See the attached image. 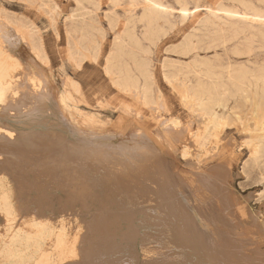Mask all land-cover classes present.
Returning <instances> with one entry per match:
<instances>
[{"label": "rangeland", "instance_id": "374dc122", "mask_svg": "<svg viewBox=\"0 0 264 264\" xmlns=\"http://www.w3.org/2000/svg\"><path fill=\"white\" fill-rule=\"evenodd\" d=\"M165 1L178 7V0ZM188 1L191 8L264 14V0ZM102 8L100 14L106 5ZM26 9L39 17L30 21L43 51L10 20ZM0 11V38L10 39L5 51L18 62L17 80L0 100V127L26 145L3 151L15 166L8 170L14 216L10 220L0 211V264H264V153L253 156L255 142L264 138V111L254 113L258 100L235 102L237 114L225 128H214L185 98L190 84L173 87L160 71L155 83L160 96L152 102L136 88L102 86L105 60L93 68L82 45L87 40L70 45L62 38L65 13L53 19L47 8L26 0H0ZM120 11L128 13L124 6ZM103 25L106 54L115 32L106 19ZM196 27L188 22L164 40L175 37L174 42ZM225 38L227 49L199 50L200 58L216 50L231 64L264 65V38L248 33ZM245 43H252L251 50L234 52ZM151 50L156 68L164 60L173 65L166 71L193 64L194 52L166 53L154 45ZM177 93L180 100L173 97Z\"/></svg>", "mask_w": 264, "mask_h": 264}, {"label": "bare ground", "instance_id": "6f19581e", "mask_svg": "<svg viewBox=\"0 0 264 264\" xmlns=\"http://www.w3.org/2000/svg\"><path fill=\"white\" fill-rule=\"evenodd\" d=\"M26 2L28 4L37 2L39 3V8H47V13L50 14L53 19H55L56 15L65 13L64 23L67 35L62 36V38H67L70 45H73L76 41L78 44H82L87 40V44L82 45L90 51L94 64L93 68L101 67V61L105 60L103 68L106 76L104 81L100 82L102 86L105 84L111 87L117 86L125 91L136 88L144 93V98L147 102H152L158 94L160 96V92H157L158 89H156L157 87L155 85L157 80L156 72L160 71L162 72V77L173 87H175L176 84H190L191 91L187 92L185 98L193 101L195 105L199 107V110L209 117L212 127L214 128H225L228 120L237 114L238 111L233 107V104L239 100H245L247 103L251 102L252 104L254 100H258L260 105L254 109V113L260 115L264 111V65L252 66L248 64L252 62L250 60L231 64L230 62H226L216 50L212 57L200 58V55L197 53L199 50L216 49L219 46L225 47L228 42V38L225 37H236L239 33H248L255 37L264 38V14L262 13L250 11L239 12L232 8L224 6L215 7L211 5L204 7L195 5L191 8L190 1L188 0H178V7L171 6L165 0H67L66 3L62 0H26ZM103 5H106V10L100 14L99 11L103 9ZM61 6V10H58L57 8ZM123 6L127 8V14L120 11ZM157 7L160 9H157ZM6 17L10 19L9 16L6 15ZM38 18L36 14L26 9L22 17H13L10 20L20 23V26H22L30 34V37L35 40L34 43L32 42L34 48H39L43 51V40L34 33V30L38 28L30 21H36ZM105 19L107 20L108 29L115 32V39L111 42L108 52L103 54L104 37L106 35V30L103 25ZM188 22L192 24L197 23L198 25L193 33H181L180 37L174 40V42L172 39L175 37L169 36L170 38L164 40V37L171 35V33L175 32V34H177L179 30L181 31L183 27L188 25ZM56 30L60 32V27L57 26ZM221 31H226L227 33L223 34ZM145 41H148L149 44H145ZM162 42L163 45H160ZM151 45H154L155 49L166 53L175 52L187 55L194 52L193 64L185 65L183 68L173 71H166L165 69L168 67V64L169 66L172 64L164 60L161 68H156L153 65V58L150 56L152 52ZM11 46L10 39L0 38V100L3 101H5L7 94L10 92L12 81L17 80V73L13 74V70L17 69L18 62L15 60L14 56L5 51ZM225 48L227 49L228 47ZM251 48L252 43H245L243 49L238 48L235 49L234 52L241 53L242 51H249ZM75 49L78 51V47H75ZM256 63L257 62H255V64ZM22 70L24 69L22 68ZM31 72H33V70H31ZM133 90L135 91V89ZM161 95H163L162 92ZM24 97H26V95H24ZM173 97L179 100L181 99L178 93L173 94ZM65 99L66 98H63V100ZM165 99L166 102L169 100L168 94H165ZM13 103H15V101L11 102L12 105ZM6 133L10 132L0 127V211L5 217L10 219L14 216L11 202L14 198L11 199V190H9L10 188L8 186L10 183L8 178H10L9 175L11 174V172L8 173V170L13 169V164L10 165V159L5 156L6 154H4L3 151L7 153L9 148H19V145L23 148V146L25 147L26 145L19 144L18 138L12 139L7 137L9 135H6ZM251 142L253 143L254 140L251 139ZM79 148L81 147L79 146ZM6 149L8 150L6 151ZM84 149L83 147V150ZM263 153L264 138H261L255 142V149L253 151L254 159L257 160L259 155L262 156ZM82 156L84 157V155ZM8 162L10 164H8ZM17 168H15V170H17ZM19 172L16 173V177L21 176V172ZM260 179L261 178L258 180ZM11 183L14 184V181ZM66 183L67 182L64 184L66 185ZM11 192L13 193V191ZM25 192L29 191L24 190L23 194H25ZM39 203L42 204L43 202L39 201ZM31 231L29 230V233ZM3 234L6 233L3 232ZM45 234H47V232ZM22 238L21 235H18L17 241L21 242ZM36 242L39 241L37 240ZM37 247L38 246H36L35 249H37ZM14 254V251H12V255Z\"/></svg>", "mask_w": 264, "mask_h": 264}]
</instances>
